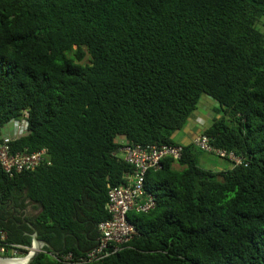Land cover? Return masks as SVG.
Here are the masks:
<instances>
[{
	"label": "trees",
	"instance_id": "obj_1",
	"mask_svg": "<svg viewBox=\"0 0 264 264\" xmlns=\"http://www.w3.org/2000/svg\"><path fill=\"white\" fill-rule=\"evenodd\" d=\"M202 95L217 108L201 135L242 163L205 169L208 153L182 145L147 172L155 206L127 215L137 235L93 264H264V0H0V139L26 116L12 148L49 162L0 168V228L31 246L32 206L54 252L91 250L107 187L131 173L119 138L176 145ZM48 252L31 264H64Z\"/></svg>",
	"mask_w": 264,
	"mask_h": 264
},
{
	"label": "built area",
	"instance_id": "obj_2",
	"mask_svg": "<svg viewBox=\"0 0 264 264\" xmlns=\"http://www.w3.org/2000/svg\"><path fill=\"white\" fill-rule=\"evenodd\" d=\"M11 132L0 139V168L9 176L32 171L47 162V149L36 152L13 150L12 143L27 135L28 121L26 116L10 122ZM117 155L131 167V173L124 175L125 184L108 186L105 210L109 218L97 226L99 237L96 246L81 255L72 252H48V255L64 264H93L121 252L137 235L133 224L127 220L130 212L146 213L155 206L154 196L146 191L145 177L148 171L158 170L166 158L180 160L183 146L151 144L140 145L120 140ZM194 146L220 159H227L233 165L242 163V159L233 152L215 148L205 135L197 136ZM34 250L33 244L27 246L9 240L7 232L0 228V260L18 261L28 257ZM42 251V250H41ZM40 251V252H41Z\"/></svg>",
	"mask_w": 264,
	"mask_h": 264
},
{
	"label": "rangeland",
	"instance_id": "obj_3",
	"mask_svg": "<svg viewBox=\"0 0 264 264\" xmlns=\"http://www.w3.org/2000/svg\"><path fill=\"white\" fill-rule=\"evenodd\" d=\"M84 62H87V58H85ZM217 108V104L215 103V101H213L211 98H209L206 95H202L201 98L199 99V102L197 104L196 110L193 113V117L198 115V114H202V115H206V117L208 116V118H211L215 116L213 109ZM211 123V120H208V124ZM11 126L10 124H7L3 130L2 133L3 134H8L11 132ZM118 140V139H117ZM220 158L214 156V155H204L203 157L200 158L199 160V165L205 169H216L217 166H219L222 161H219ZM176 168H179L178 165H175ZM38 212L37 209H34L32 206H28L26 211H25V217H32L34 215H36Z\"/></svg>",
	"mask_w": 264,
	"mask_h": 264
},
{
	"label": "crops",
	"instance_id": "obj_4",
	"mask_svg": "<svg viewBox=\"0 0 264 264\" xmlns=\"http://www.w3.org/2000/svg\"><path fill=\"white\" fill-rule=\"evenodd\" d=\"M209 119L211 120V118H208V116L206 117V115L202 114L194 116L184 129L173 134V139L175 140L176 144L185 145L193 142V140L197 136L201 135V132L209 126ZM120 140H123V138H119V141ZM219 161L222 162L219 163L220 165L214 170L221 171L230 168V164L228 162L224 161L223 159H220Z\"/></svg>",
	"mask_w": 264,
	"mask_h": 264
},
{
	"label": "water",
	"instance_id": "obj_5",
	"mask_svg": "<svg viewBox=\"0 0 264 264\" xmlns=\"http://www.w3.org/2000/svg\"><path fill=\"white\" fill-rule=\"evenodd\" d=\"M25 223L28 224V226L33 231V233L31 234L32 244L34 247L33 252L28 257L22 259L21 262H14L12 260H3L5 262L0 263V264H31V262L34 260V258L40 253V251L44 247L48 248L50 251H53V248L48 243L43 242V241L38 239V235H37V232L34 229V227L28 221H26ZM63 250H64V247L57 252H62Z\"/></svg>",
	"mask_w": 264,
	"mask_h": 264
},
{
	"label": "flooded vegetation",
	"instance_id": "obj_6",
	"mask_svg": "<svg viewBox=\"0 0 264 264\" xmlns=\"http://www.w3.org/2000/svg\"><path fill=\"white\" fill-rule=\"evenodd\" d=\"M24 215H25V213L23 214V216L21 217V219H22L24 222H26V221H25V216H24Z\"/></svg>",
	"mask_w": 264,
	"mask_h": 264
},
{
	"label": "bare ground",
	"instance_id": "obj_7",
	"mask_svg": "<svg viewBox=\"0 0 264 264\" xmlns=\"http://www.w3.org/2000/svg\"><path fill=\"white\" fill-rule=\"evenodd\" d=\"M3 262H5V261H3V260H0V263H3ZM14 262H21V260L14 261Z\"/></svg>",
	"mask_w": 264,
	"mask_h": 264
}]
</instances>
